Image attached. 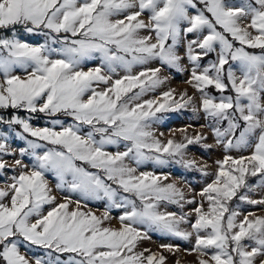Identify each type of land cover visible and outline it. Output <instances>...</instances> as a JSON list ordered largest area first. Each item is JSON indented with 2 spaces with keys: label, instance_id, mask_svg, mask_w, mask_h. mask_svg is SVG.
<instances>
[{
  "label": "snow or ice",
  "instance_id": "obj_1",
  "mask_svg": "<svg viewBox=\"0 0 264 264\" xmlns=\"http://www.w3.org/2000/svg\"><path fill=\"white\" fill-rule=\"evenodd\" d=\"M20 30L46 39L29 43ZM182 33L199 34L187 43L193 65L187 82L200 93V108L226 153L214 173L185 159L189 145L207 139L202 133L189 136L181 129V141L165 142L151 130L163 113L195 105V98L185 91L176 100L175 89H169L142 101L167 77L160 67L133 72L151 61L182 70ZM211 53L216 60L202 67ZM97 58L99 66L85 71L84 62ZM118 70L125 74L114 79ZM99 85L105 87L98 90ZM209 88L221 95H211ZM229 90L234 95H224ZM0 109L63 114L73 121L56 118L52 127H34L31 117L0 115V124L22 128L15 135L27 145L14 161L21 171L0 188V264H32L20 252L21 240L49 250V257L69 254L67 260L58 255L34 264H165L161 252L137 250L149 232L194 237L190 251L198 253L197 264H264V216L249 212L241 218L239 204L230 207L233 199L264 206V197L249 195L264 188V0H0ZM124 142V151L106 150ZM232 150L250 153L233 156ZM4 155L16 153L0 131V174L8 167ZM26 156L35 161L31 170ZM146 162L176 163L213 178L188 199L175 183H165L168 176L138 172ZM46 173L57 178L60 190L125 208L121 227L105 226L107 213L83 211L79 202L74 209L68 199L57 204ZM164 204L196 205L194 221L189 213L161 211ZM44 205L54 207L43 214ZM161 248L178 250L171 244Z\"/></svg>",
  "mask_w": 264,
  "mask_h": 264
},
{
  "label": "rangeland",
  "instance_id": "obj_2",
  "mask_svg": "<svg viewBox=\"0 0 264 264\" xmlns=\"http://www.w3.org/2000/svg\"><path fill=\"white\" fill-rule=\"evenodd\" d=\"M198 7H202V5H198ZM191 14H195L194 10H190ZM117 18H122L117 17ZM147 20V16L143 17ZM149 33L142 31L141 35H148ZM199 34H185L182 33L180 41L177 44L178 54L181 56V69L178 70L176 68H168L162 66L158 61H151L147 65H138L133 68V72H138L143 70L145 67H160L161 68V76L167 77V82L161 87L157 88L155 91L148 92L144 95L141 100H149V99H157L160 97L161 93L164 91H168L169 89H175V99H180V93L187 92L190 96L194 97L196 100L195 105H189L186 108L178 109L176 111H169L163 113V119L152 125L151 130L155 133V135L161 139L162 141H167L168 139H175L177 141H181L185 132L180 131L181 129H186V134L189 136H194L196 134L202 133L206 140L202 141L200 144L189 145L186 149L185 159L193 160L196 162L198 166L208 165L206 169L208 172L214 173L216 171V161L223 159V156L226 154L225 150L222 146L217 145L216 138L212 128L208 125L211 121L206 117V114L200 108V93L187 81L191 80V70L192 63L188 60L186 55V47L187 43L196 39ZM20 36L22 39L26 40L32 44H40L45 41V37L39 34H26L22 30H20ZM219 51V49H217ZM259 51V50H254ZM217 58V53H211L208 56L204 57L200 64L201 66H207L211 62L215 61ZM100 64V60L92 59L85 61L83 64V68L87 71L89 68L97 67ZM234 68L237 67L236 62H231ZM229 65H225V69H227ZM17 74L23 75L22 72L18 71ZM125 73L123 70H118V75L114 76L118 78V76H122ZM237 76L240 75L239 71H237ZM104 85L97 86L98 90L103 89ZM211 95L219 97L221 95L220 92L216 91L214 88L208 89ZM224 95H234V93L229 90L224 93ZM162 102V101H161ZM218 102V101H217ZM193 107H196L198 110L193 111ZM16 114L21 117L27 118L31 117V123L34 127H52L51 121L53 119L59 118L65 122V124L73 123L72 118L68 116H64L63 114H58L57 117H48L44 113H36L31 114L26 111L7 109H0V115H3L6 119L10 118L11 115ZM161 115L160 113L157 114ZM226 127V122L223 125ZM59 129V126H56ZM13 130L9 129L7 125L0 124V131H4L7 133V143L10 150L16 153L15 156L12 155H4L2 159L7 162L8 167L3 170V173L0 174V188H6L7 185L12 183V176L18 175L21 169L15 166L14 161L16 159H21L19 156V149L22 147H26V142L21 140L19 137L15 135V132L22 131L20 126H13ZM84 131H87V126H84ZM163 133L161 136L160 134ZM27 135V134H25ZM29 139H35L33 137H28ZM40 143H46L43 141H38ZM125 143H121L119 146H107V151L115 153L117 151L125 150ZM205 145H210L211 147H206ZM48 147H52L48 145ZM41 153L44 151L43 149L38 150ZM250 150H232L231 155L239 156V155H249ZM24 164L28 165L29 170H31L32 165L35 163L34 159L31 156H26L23 158ZM130 166L136 167L135 163L132 161H127ZM13 169H15L13 171ZM138 172H152L158 176H168V180L165 183H175L179 188H181L185 196L188 199H191L192 196L196 193H199L207 183H210L212 180V176H204L201 171L197 169H188L183 167L182 165L176 163H169L166 165H158L154 162H146L139 166ZM45 178L48 182L49 187L52 189V195L56 196V203H64L66 199L71 200L72 204L70 205L71 209L76 207L77 202L83 211H91L95 213L97 216L103 217L105 213L108 214L109 220L105 221V226L119 229L121 227V222L119 217L123 215L125 208L122 207H114L112 206L106 199H86L82 197L78 193L70 192L67 187L64 190H60L57 188V178L52 173H46ZM258 178H250V183H254ZM123 194V193H122ZM250 198L252 199H260L264 197V188H258L255 192L250 193ZM196 199L199 200V196H196ZM5 202H8V198H5ZM239 204V211L241 212V218L243 215L253 212L256 215L264 216V206L262 205H249L244 202L239 201L238 199H233L230 207H235ZM196 205L185 204L183 209H180L176 205L164 204L161 207V211H174L178 214L180 213H189V220L194 221L195 215L192 213V209ZM54 207V205H44L43 214H46ZM35 218H33V221ZM181 227L187 231H192L190 224L181 225ZM150 239L144 240L140 243L138 247V251H142L144 249H151L153 252H161L167 259L165 264H197L198 253L190 251L194 245V237L191 240L185 241L177 237L166 236L156 232H149ZM20 244V252L22 255L26 256V258L34 264L35 259L39 258L45 262L52 259L54 260L56 256H60L61 260H67L68 253L58 254L53 252L52 256L49 257L47 249L43 247L31 245L25 241H19ZM162 244H171L173 246H178V250L173 252H168L166 249L161 248ZM206 258V257H205Z\"/></svg>",
  "mask_w": 264,
  "mask_h": 264
}]
</instances>
